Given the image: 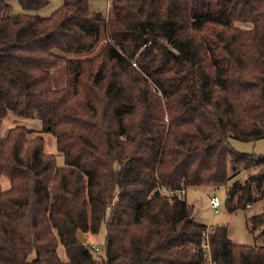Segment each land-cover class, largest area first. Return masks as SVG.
Wrapping results in <instances>:
<instances>
[{
    "label": "trees",
    "instance_id": "obj_1",
    "mask_svg": "<svg viewBox=\"0 0 264 264\" xmlns=\"http://www.w3.org/2000/svg\"><path fill=\"white\" fill-rule=\"evenodd\" d=\"M48 3L0 0V130L11 113L42 124L0 136V264H264V210L249 224L263 244H235L185 194L224 188L231 212L264 200V156L230 144L264 138V0L36 13ZM79 232L105 235L102 263Z\"/></svg>",
    "mask_w": 264,
    "mask_h": 264
},
{
    "label": "rangeland",
    "instance_id": "obj_2",
    "mask_svg": "<svg viewBox=\"0 0 264 264\" xmlns=\"http://www.w3.org/2000/svg\"><path fill=\"white\" fill-rule=\"evenodd\" d=\"M64 0H49V3L46 7L36 11V13L41 16H49L56 9H58ZM90 4V8L93 11L100 13L103 17L108 16L109 5L111 0H88ZM15 12H20L21 8L18 3H14ZM95 49L88 53L82 54H72L71 58H88L93 55ZM53 82L55 88H62L65 86V66H62L56 70H53ZM14 124L26 126L33 131L39 130L42 126L39 120L35 119H25L18 118L16 121L11 113L10 116L5 118L2 128L0 130V136L5 137L10 129V127ZM47 150L49 152H55V139L51 134L47 136ZM230 144L233 149L238 152L245 154H255L258 156H264V138L257 141H239L236 139H231ZM57 158L59 164L63 166L64 158L61 154L57 153ZM260 170V168L253 169L250 171H242L241 174L237 177V179L244 180L250 173H256ZM1 184L4 189H7L10 184L9 180L6 177L1 179ZM186 199L188 203L194 205L195 209V219L202 224L210 226L224 225L228 227L229 238L235 244L249 245V246H261L263 244V238L260 236V230L252 231L249 224L252 218L264 210V200H258L253 205L247 207L246 209H238L234 212L229 211L226 203L227 193L224 188L221 189H213V188H191L185 193ZM212 195H216L220 199V209L218 212L212 211L209 198ZM105 235H87L89 245V249L93 255H95L96 259L102 263L101 255L105 258L106 249L104 248ZM94 247H98L99 251H94ZM59 253L64 261H66V257L64 254V250L62 247H59ZM98 256V257H97Z\"/></svg>",
    "mask_w": 264,
    "mask_h": 264
},
{
    "label": "built area",
    "instance_id": "obj_3",
    "mask_svg": "<svg viewBox=\"0 0 264 264\" xmlns=\"http://www.w3.org/2000/svg\"><path fill=\"white\" fill-rule=\"evenodd\" d=\"M209 204H210V207H211L212 211H214V212H218L219 211L221 203H220V199L216 195H212L209 198ZM204 237L206 239H208V232L204 235ZM206 247L209 248L208 245H206ZM94 251H96V252L99 251V248L98 247H94ZM208 263L212 264L210 256L208 257Z\"/></svg>",
    "mask_w": 264,
    "mask_h": 264
},
{
    "label": "water",
    "instance_id": "obj_4",
    "mask_svg": "<svg viewBox=\"0 0 264 264\" xmlns=\"http://www.w3.org/2000/svg\"><path fill=\"white\" fill-rule=\"evenodd\" d=\"M148 38L152 41V43H156L158 40L157 37L152 34H150ZM78 239L80 244H86L88 241V238L85 237L81 232L78 233Z\"/></svg>",
    "mask_w": 264,
    "mask_h": 264
},
{
    "label": "crops",
    "instance_id": "obj_5",
    "mask_svg": "<svg viewBox=\"0 0 264 264\" xmlns=\"http://www.w3.org/2000/svg\"><path fill=\"white\" fill-rule=\"evenodd\" d=\"M63 164H64V161H63Z\"/></svg>",
    "mask_w": 264,
    "mask_h": 264
}]
</instances>
